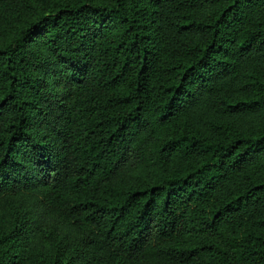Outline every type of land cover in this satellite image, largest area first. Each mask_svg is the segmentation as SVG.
Instances as JSON below:
<instances>
[{
	"label": "trees",
	"instance_id": "16d2710c",
	"mask_svg": "<svg viewBox=\"0 0 264 264\" xmlns=\"http://www.w3.org/2000/svg\"><path fill=\"white\" fill-rule=\"evenodd\" d=\"M200 261L264 264V0H0V264Z\"/></svg>",
	"mask_w": 264,
	"mask_h": 264
},
{
	"label": "rangeland",
	"instance_id": "374dc122",
	"mask_svg": "<svg viewBox=\"0 0 264 264\" xmlns=\"http://www.w3.org/2000/svg\"><path fill=\"white\" fill-rule=\"evenodd\" d=\"M44 74H46V77L49 80V84L52 85L54 88H56V92L58 94L59 88H58V85L56 83V79L53 78V77H57L58 70H54L51 67H49L48 69H45ZM203 120H205V119H201L198 121L201 124L204 132L208 133L212 129V126H210L208 123H206ZM176 124H178V123L176 122ZM7 214L8 213H6V216H7ZM4 217H5V215H4ZM38 236L42 238L41 242H42V244H44L43 248H45L49 244V241H48L49 238L46 237L45 233L42 234L41 232L38 233ZM200 240L201 241L212 240L214 242L219 243L220 245H222L223 247L226 248L229 256L232 257L230 246L227 245V243H226V237L224 235H221V234H218L215 232L196 231L190 227L181 228L180 230L178 229V231H177V235L174 238V243H175V245L186 246V245L196 244ZM33 254L38 257L35 250L33 251ZM44 256H48V252H46ZM195 264H205V263L203 261H200V262L195 263Z\"/></svg>",
	"mask_w": 264,
	"mask_h": 264
}]
</instances>
